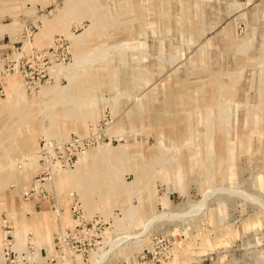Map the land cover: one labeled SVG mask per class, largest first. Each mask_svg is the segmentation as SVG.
<instances>
[{"label": "rangeland", "instance_id": "374dc122", "mask_svg": "<svg viewBox=\"0 0 264 264\" xmlns=\"http://www.w3.org/2000/svg\"><path fill=\"white\" fill-rule=\"evenodd\" d=\"M1 2L0 264H264V0Z\"/></svg>", "mask_w": 264, "mask_h": 264}, {"label": "crops", "instance_id": "0c3cea01", "mask_svg": "<svg viewBox=\"0 0 264 264\" xmlns=\"http://www.w3.org/2000/svg\"><path fill=\"white\" fill-rule=\"evenodd\" d=\"M0 3H2V2H1V0H0ZM12 10H13V9H12ZM0 159H3V158H2V157H0Z\"/></svg>", "mask_w": 264, "mask_h": 264}]
</instances>
